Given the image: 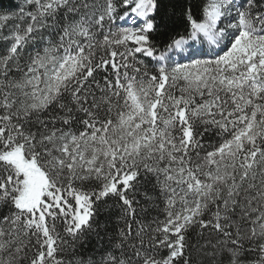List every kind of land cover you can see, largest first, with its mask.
<instances>
[{
    "label": "snow or ice",
    "instance_id": "obj_1",
    "mask_svg": "<svg viewBox=\"0 0 264 264\" xmlns=\"http://www.w3.org/2000/svg\"><path fill=\"white\" fill-rule=\"evenodd\" d=\"M0 264H264V0L0 10Z\"/></svg>",
    "mask_w": 264,
    "mask_h": 264
},
{
    "label": "trees",
    "instance_id": "obj_2",
    "mask_svg": "<svg viewBox=\"0 0 264 264\" xmlns=\"http://www.w3.org/2000/svg\"><path fill=\"white\" fill-rule=\"evenodd\" d=\"M19 2L20 0H0V5L3 6V8L0 10L7 11L10 6H13Z\"/></svg>",
    "mask_w": 264,
    "mask_h": 264
}]
</instances>
